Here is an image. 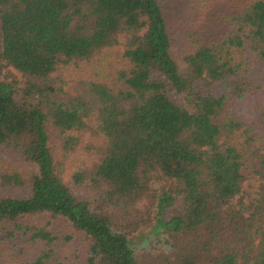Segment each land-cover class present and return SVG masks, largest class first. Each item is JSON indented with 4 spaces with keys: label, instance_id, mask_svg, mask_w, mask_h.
<instances>
[{
    "label": "trees",
    "instance_id": "obj_1",
    "mask_svg": "<svg viewBox=\"0 0 264 264\" xmlns=\"http://www.w3.org/2000/svg\"><path fill=\"white\" fill-rule=\"evenodd\" d=\"M229 1L177 59L161 0H0V264H264V0Z\"/></svg>",
    "mask_w": 264,
    "mask_h": 264
},
{
    "label": "rangeland",
    "instance_id": "obj_2",
    "mask_svg": "<svg viewBox=\"0 0 264 264\" xmlns=\"http://www.w3.org/2000/svg\"><path fill=\"white\" fill-rule=\"evenodd\" d=\"M161 2L168 18L172 52L177 59H180L184 52L190 50L197 39L205 40L210 39V37L212 39L213 37H220L224 31V18L230 12L229 0H212V2L161 0ZM49 229L55 234L74 235L71 227L61 220H53ZM55 243V252L47 264H76L83 250L82 235L74 236L71 241L58 239ZM129 243L135 251L143 249L156 251L165 245L163 235L152 232L151 226L130 235Z\"/></svg>",
    "mask_w": 264,
    "mask_h": 264
}]
</instances>
